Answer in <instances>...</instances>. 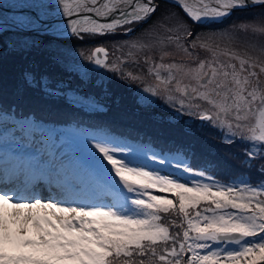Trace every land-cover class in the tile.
Masks as SVG:
<instances>
[{
  "label": "snow or ice",
  "instance_id": "1",
  "mask_svg": "<svg viewBox=\"0 0 264 264\" xmlns=\"http://www.w3.org/2000/svg\"><path fill=\"white\" fill-rule=\"evenodd\" d=\"M175 2L194 23L222 20L236 9L264 7V0ZM14 7L36 10L34 17L15 18L20 27L83 40L130 34L158 5L155 0H27ZM259 15L258 24L241 29L251 27L253 35L264 36V12ZM57 17L62 20L44 26ZM177 27L183 28L184 37L192 35L182 23ZM181 40L179 35L152 40L142 34L114 62L105 46L87 55L81 50L79 56L135 82L143 77L124 68L125 62H135L132 49L159 50L160 62L144 57L154 83L143 92L163 94L177 116L198 117L224 130L228 144L238 139L250 145L241 154V164L254 170L259 182L224 183L179 159L174 169L188 174L184 180L174 172L134 163L127 147L96 133L87 136L86 146L93 167L69 181L64 153L43 123L33 116L17 119L12 109L11 114L0 113L3 130L27 135L34 152L14 168L0 166V264H264V43L251 45L260 55L242 56L235 49ZM165 43H175L196 62L164 63L171 55ZM196 47L210 55L198 59L190 51ZM25 79L53 96L64 87L43 76L36 81L31 73ZM150 159L170 164L156 154ZM45 190L47 195L42 194Z\"/></svg>",
  "mask_w": 264,
  "mask_h": 264
},
{
  "label": "trees",
  "instance_id": "2",
  "mask_svg": "<svg viewBox=\"0 0 264 264\" xmlns=\"http://www.w3.org/2000/svg\"><path fill=\"white\" fill-rule=\"evenodd\" d=\"M255 9L256 14L264 12V7ZM255 9L240 11L239 16L235 12L230 18L221 23H213L209 28L196 25L195 31H219L230 26L232 22L242 23L256 18L253 15ZM187 19L192 21L188 17ZM8 33L20 34L9 31L0 35V48L4 51L0 52V113L11 114L10 110L14 109L17 118L33 116L45 127L51 124L52 128L68 133L92 128L122 138H131L141 144L147 143L162 153L181 156L195 170H204L224 183H233L240 179L250 183L259 182L258 174L241 164V154L250 145L238 139L234 143H226L224 130L202 123L198 118L178 117L175 112L163 116L160 109L155 111L147 105H140L132 92L123 95L113 92L112 98L109 92L113 91L112 87L116 84L112 76L105 78L108 81L105 94L99 85L91 84L98 78L97 70H94L93 66L82 73L88 75L83 78L80 71L60 62L57 53L62 55L60 57L66 56L61 50L48 45L57 42L74 47L89 43L88 41L27 34L42 40L31 41L24 48L16 49L6 47L4 40ZM28 73H31L36 81L43 76L53 84L62 83L64 87L59 89L61 94L49 95L36 86L35 81L31 85L28 84L25 79ZM112 79L114 80L110 89L109 81ZM131 95L134 97L126 98ZM73 100L83 105L76 106ZM135 109L138 110L137 114ZM162 171L171 172L167 169ZM175 174L183 179L186 176Z\"/></svg>",
  "mask_w": 264,
  "mask_h": 264
},
{
  "label": "rangeland",
  "instance_id": "3",
  "mask_svg": "<svg viewBox=\"0 0 264 264\" xmlns=\"http://www.w3.org/2000/svg\"><path fill=\"white\" fill-rule=\"evenodd\" d=\"M6 1H16V0H6ZM178 9V10H177ZM157 15L153 18L151 22H148L146 26L142 29L134 32L131 36L127 39L122 38L124 40H113L112 35H97L95 37H88L85 36L83 39L84 41H88L89 43L80 44L74 47H67L64 44L51 42L48 44L49 46L53 47L54 49L61 50L63 54L66 56H62L60 53H57V58L60 62L65 66H70L75 68L76 70L82 73L87 72L88 68L92 65L90 62L83 60L79 56V52L83 50L85 54H89L91 50H93L96 46H105L109 50V61L114 62L119 58L126 56L130 50V43L136 41L138 38L142 37L146 39H160L163 36L167 35H179L182 37L181 43L190 44L191 41L196 40L197 44L202 42H207L212 46H219L221 49H235L240 55H252L257 56L260 55L258 47L253 48L251 45L264 43V36L260 35H253L251 31V27L245 31L241 29V25H249L255 26L260 22V15L256 14V9L253 11V15L256 18L247 20L245 22H232L230 26L220 29L219 31H195V27H193V23H191L185 13L178 7L171 5L168 3H164L163 1H159L158 3V10ZM261 13V12H260ZM241 15L240 11L237 12V16ZM189 18V17H188ZM236 20V19H234ZM218 21V20H217ZM214 22V21H208ZM183 24L187 27L189 31H191L192 35L184 37L183 28H178V24ZM171 28L172 32H168L167 29ZM151 33L149 36L148 33ZM124 34L122 32H119ZM125 35V34H124ZM125 37V36H123ZM68 40H81L71 35L63 37ZM192 38V39H190ZM108 39V40H107ZM42 40L39 37H30L27 34H6L5 35V42L6 47L8 48H24L26 45H29L31 41ZM82 41V40H81ZM94 41L93 43H90ZM6 48V49H8ZM164 50L171 53V55L166 56L163 60L164 63L169 62H185L194 64L196 61L193 60L191 57H188L181 49H178L175 43H165ZM135 53L134 57L132 58L135 62H125L124 68L126 70H130L141 77H143L142 81H129L123 80L120 78L119 74H114L108 69H101L97 66H94V70H97L96 80L92 81L91 84L93 86L103 84L106 87V83L108 82L105 78L108 76H112L115 79L116 84L112 87V82L114 79L109 81V87L113 88V91H110L109 94L113 98V92L118 95H123V93H133L137 100H139L140 105H149L151 103L162 102V104L169 105L170 104L166 101L163 94L158 97H153L151 94L144 93L143 88L147 84L154 83V80L151 76L148 75V65L144 62V57L146 55H151L155 62H160V52L159 50H145L143 52H137L136 49H132ZM194 53V55L198 59H204L205 57L209 56L210 54L206 52L204 49L200 47H196L195 49H190ZM0 52H4L0 48ZM112 57V59L110 58ZM91 64V65H90ZM85 77H88L85 76ZM83 77V78H85ZM131 93V94H132ZM126 96V98L134 97ZM140 95V96H139ZM120 99V98H119ZM119 99H116L118 101ZM142 102H141V101ZM158 100V101H157ZM73 104L76 106H82L83 104L73 100ZM150 106V105H149ZM172 108V107H171ZM126 109H128L126 107ZM176 113L175 109L172 108ZM136 114L138 110L135 109L134 111ZM115 113V112H114ZM177 115V114H176ZM178 117H186V118H198L189 116L187 114H180ZM157 118L158 117H154ZM162 120H166L164 118H160ZM4 127L3 124H0V127ZM213 126V125H212ZM10 127V125H9ZM217 127V126H215ZM218 128V127H217ZM44 131L46 132L49 138H52L54 142L60 147L61 145H67L71 152L64 156V159L67 163L66 168V175L67 179L70 181L80 179L81 175L85 173L87 170L93 167V162L89 159L86 146H87V136L84 133H79L76 131L65 132L59 131L56 128H52L50 124L49 127L45 128ZM102 135L108 136L111 139L115 140L121 146L127 147L130 151L128 153V158L131 159L134 163L137 164H147L150 168H158L161 167H168L169 169H174V165L177 160L181 159L178 155L170 154V153H162L159 149L154 148L152 152H149L147 148L144 146L139 145L137 142L128 139L122 138L118 135L111 136L109 133L99 130ZM91 133L89 131H85ZM84 134V135H83ZM13 141V142H12ZM135 145V146H133ZM34 152V148L29 143V137L27 135L21 136L19 133L14 135L10 131H5L3 128H0V166L11 169L14 168L18 164V160L20 159L19 163L26 162ZM161 157L167 158L170 161V164L166 163L165 165H160L158 162H152L150 157L152 154L159 155ZM160 156V155H159ZM149 157V159H148ZM172 159V160H171ZM176 161V162H174ZM183 175V174H180ZM184 179H188V174H185ZM42 194H45L43 192Z\"/></svg>",
  "mask_w": 264,
  "mask_h": 264
},
{
  "label": "water",
  "instance_id": "4",
  "mask_svg": "<svg viewBox=\"0 0 264 264\" xmlns=\"http://www.w3.org/2000/svg\"><path fill=\"white\" fill-rule=\"evenodd\" d=\"M158 1L159 0H155V3L158 5ZM170 3H173V4H176L175 0H166ZM255 7H261V6H255ZM255 7H250V8H244V9H251V8H255ZM0 10H3L7 13H24V12H28L31 16H35L36 15V10H33V9H28V8H16V7H10V6H7L6 4L0 2ZM27 10V11H26ZM157 10H158V7H157ZM156 10V12H157ZM236 10H239V9H236ZM235 11V10H234ZM153 13L152 16L147 20L145 21L144 23L142 24H139L138 26H136L134 28V31H137L139 29H141L144 25H146L150 19L156 14ZM62 20V18L60 17H57L55 18V20L53 19H48L44 22V26H50L51 24L55 23V22H60ZM5 31H18V32H24V33H36V34H45V35H52V36H56L50 32H44L43 31V28L41 30H35L33 28H30V27H20L18 25L16 26H5L3 28L0 29V33H3ZM57 37H62V36H57ZM166 109V107H164Z\"/></svg>",
  "mask_w": 264,
  "mask_h": 264
},
{
  "label": "bare ground",
  "instance_id": "5",
  "mask_svg": "<svg viewBox=\"0 0 264 264\" xmlns=\"http://www.w3.org/2000/svg\"><path fill=\"white\" fill-rule=\"evenodd\" d=\"M0 2L6 4L7 6L14 7V5H19L21 3L27 2V0H16V1H6V0H0ZM46 3H51L52 0H45ZM188 3H192V0H187ZM19 8V7H16ZM27 11V10H26ZM49 11H54L53 9H49ZM21 15H30L28 12L24 13H7L3 10H0V29L5 26H16L18 25L15 21V18ZM31 16V15H30ZM34 17V16H33ZM17 118V117H16ZM22 119V118H17ZM59 150L64 153V156L67 155L69 152H71V149L67 145H61L59 147ZM20 159L18 160L19 164ZM71 181V180H70ZM45 194L47 193L46 190L44 191Z\"/></svg>",
  "mask_w": 264,
  "mask_h": 264
},
{
  "label": "flooded vegetation",
  "instance_id": "6",
  "mask_svg": "<svg viewBox=\"0 0 264 264\" xmlns=\"http://www.w3.org/2000/svg\"><path fill=\"white\" fill-rule=\"evenodd\" d=\"M178 10V9H177ZM193 25V27H195V25L196 24H192ZM123 33V32H122ZM123 36H125V37H123ZM129 36H126V35H124V34H121V33H117V34H114L113 36H112V39L113 40H124V39H122V38H125V39H127ZM190 39H192V38H190Z\"/></svg>",
  "mask_w": 264,
  "mask_h": 264
}]
</instances>
